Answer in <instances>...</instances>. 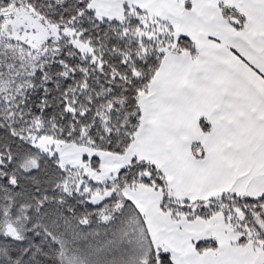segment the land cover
<instances>
[{"label":"trees","instance_id":"16d2710c","mask_svg":"<svg viewBox=\"0 0 264 264\" xmlns=\"http://www.w3.org/2000/svg\"><path fill=\"white\" fill-rule=\"evenodd\" d=\"M91 1L0 0L3 38L5 23L19 9L60 35L58 49L43 57L17 42L0 43V232L8 225L21 237L10 245L8 257L23 253L21 264H65L64 254L71 259L81 248L93 264L130 263L135 222L148 233L141 211L128 200L123 205L120 192L143 185L159 193L161 209L174 221L220 215L239 234L237 245L264 241V227L258 224L264 222V197L179 202L161 170L138 158L114 181L97 185L82 171L63 167L59 157L34 148L36 140L48 137L125 155L142 122L141 100L165 56L199 55L194 42L177 35L169 23L128 8L122 21L101 20L88 9ZM72 41L87 46L89 53ZM200 126L205 133L211 130L205 120ZM92 167L99 170L98 159ZM108 189L115 190L113 197L90 203ZM37 225L39 239L29 230ZM142 240L139 245L147 253L140 264H175L169 253ZM195 248L203 253L217 250L218 244L202 241Z\"/></svg>","mask_w":264,"mask_h":264},{"label":"crops","instance_id":"0c3cea01","mask_svg":"<svg viewBox=\"0 0 264 264\" xmlns=\"http://www.w3.org/2000/svg\"><path fill=\"white\" fill-rule=\"evenodd\" d=\"M143 4L137 8L149 6ZM241 4L220 6L229 25L226 39H201L200 47L190 39L199 51L196 59L167 54L141 100L142 122L127 159L154 163L179 202L222 195L264 197V0ZM185 6L186 11L193 7L189 2ZM178 31L185 36L184 27L178 25ZM201 120L210 124L209 133L202 130ZM147 189L148 198L158 197L161 212L175 229L179 222L161 209L159 193ZM135 205L141 213L147 207L144 199ZM215 240H191L181 234L177 238L191 258L205 257L212 264L221 254L220 244L203 253L195 245ZM237 241L232 239V249L246 247Z\"/></svg>","mask_w":264,"mask_h":264},{"label":"rangeland","instance_id":"374dc122","mask_svg":"<svg viewBox=\"0 0 264 264\" xmlns=\"http://www.w3.org/2000/svg\"><path fill=\"white\" fill-rule=\"evenodd\" d=\"M243 1L93 0L88 9L94 12L101 20L122 21L125 19L127 8L130 10L139 9L137 7H144L143 3L147 2L149 6L139 10L147 13V16L152 19L157 18L164 22L168 21L167 23L171 24L178 33V25L180 28L184 27L185 36L196 41L199 45L198 47H200L199 43L201 39L223 40L228 37L227 28H229V25L221 15L220 6L234 7V5H242ZM187 2L192 4L193 9L191 8L189 11H186L185 5ZM164 3L166 4L164 5ZM224 10L228 9L225 7ZM3 32L5 33V38L0 35V43L17 42L30 49L31 53H34L38 57L48 55L52 49H58L60 40L58 30L53 26L43 24L39 18L26 9L16 10L12 18L5 23ZM72 44L81 51L89 53V48L78 41H72ZM121 127L124 128V125L122 124ZM0 135L2 134L0 133ZM34 148L42 153L59 157L63 167L82 171L85 176L97 185H106L114 181L132 160L127 159V153L119 155L102 152L48 137L36 140ZM94 159H98L100 162L99 170L92 167ZM144 190L150 189H147V186L143 185L133 191L126 188L122 193L120 192L121 196H123L121 197L123 205H125L124 202L127 200L135 204L144 199V203L147 206L143 209L142 215L144 216L148 236L144 229L139 228L135 222L133 229L137 234L129 250L130 263L125 262V264H140L139 262L145 261L147 251L145 250V246L139 245L140 241L143 243L142 239L144 237L154 243L153 245L156 249L158 248L163 252L169 253L176 264H212L211 261L206 263L205 257L198 260L191 258L187 251V246L180 245L177 241L178 234L191 240L216 239L217 241H215L221 246V254L217 258L213 257L212 261L214 264H264V241L251 243L246 247L238 248L236 246L232 249V239H238L239 234L235 233L233 228L226 223L224 217L220 215L197 221L180 219L179 221H175V223H179L174 224V229L169 225L170 218L161 212L158 206V197L151 200ZM114 193L115 190L108 189L103 193L95 194L90 199V203L99 205L113 197ZM147 198L148 200L146 201ZM258 224L264 227L263 220L259 219ZM19 237L18 232L16 233L14 228L8 225L0 232V264L5 263L6 260L8 261V255H10L9 247L15 244L16 239H19ZM64 255L65 264H93L91 259H89V254L85 255L81 248L75 251V256L71 257V259L68 258L67 254ZM124 256L127 255L124 253Z\"/></svg>","mask_w":264,"mask_h":264},{"label":"snow or ice","instance_id":"6c2138e0","mask_svg":"<svg viewBox=\"0 0 264 264\" xmlns=\"http://www.w3.org/2000/svg\"><path fill=\"white\" fill-rule=\"evenodd\" d=\"M32 232V235L35 236L37 239L40 238V228L39 225L35 229L31 228L29 229ZM23 257V253L16 254L12 257H8V264H21V260Z\"/></svg>","mask_w":264,"mask_h":264}]
</instances>
